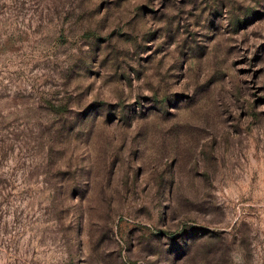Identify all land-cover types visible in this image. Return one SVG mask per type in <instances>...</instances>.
Here are the masks:
<instances>
[{"label": "rangeland", "instance_id": "rangeland-1", "mask_svg": "<svg viewBox=\"0 0 264 264\" xmlns=\"http://www.w3.org/2000/svg\"><path fill=\"white\" fill-rule=\"evenodd\" d=\"M0 264H264V0H0Z\"/></svg>", "mask_w": 264, "mask_h": 264}]
</instances>
